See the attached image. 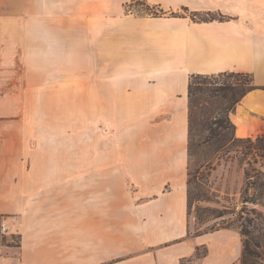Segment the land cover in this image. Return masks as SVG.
Returning <instances> with one entry per match:
<instances>
[{
    "label": "crops",
    "instance_id": "crops-1",
    "mask_svg": "<svg viewBox=\"0 0 264 264\" xmlns=\"http://www.w3.org/2000/svg\"><path fill=\"white\" fill-rule=\"evenodd\" d=\"M8 1L0 0V108L13 107L14 91L25 90V69L15 70V59L36 57L39 68L31 71L40 76L47 73V59L54 74L63 73L56 66L69 55L75 67L67 73L76 76L59 96L85 106L91 139L94 129L109 130L100 138L110 143L96 156L93 143L87 146L86 170H109L110 148L122 147L124 139H146L136 151L143 156L136 169L150 171L157 190L112 201L93 189L41 197L33 188L62 181L25 176L30 137L15 131L12 114L0 111V217L21 242L0 264H243L237 231H189V84L193 75L250 74L257 89L242 99L231 121L239 139L264 134V0H147L165 13L188 9L225 17L209 22L190 15H110L109 0H97L85 18L38 19L32 34L30 21L8 13ZM20 26L21 32L15 29ZM31 39L36 45L30 47ZM112 154L118 161L121 152ZM204 248L207 254L197 258Z\"/></svg>",
    "mask_w": 264,
    "mask_h": 264
},
{
    "label": "rangeland",
    "instance_id": "rangeland-1",
    "mask_svg": "<svg viewBox=\"0 0 264 264\" xmlns=\"http://www.w3.org/2000/svg\"><path fill=\"white\" fill-rule=\"evenodd\" d=\"M95 1L9 0L12 9L8 13L15 19L30 21L32 34L37 30L38 19L85 18L94 9L92 2ZM108 4L110 15L162 17L170 14L173 17H191L187 10L165 13L160 7L149 5L147 0H109ZM203 17L201 14L196 21ZM15 29L21 32L22 27ZM33 45L36 42L31 39L29 46ZM14 56L20 57L16 53ZM15 61L20 65L15 70L22 72L25 69V90L16 89L14 106L0 108V111L12 114L15 131L23 129L26 136L28 134L30 137L25 146V176L29 172L30 178L45 181L56 178L62 181L53 187L33 188L37 194L43 198L54 194L76 193L80 196L93 189L94 194H108L112 201L131 196H150L157 190L150 180V171L136 169L143 162V156L136 151H141L146 139H124L123 148L120 145L113 151L110 148L109 170H86L87 146L93 143L96 156L103 147H108L110 139L100 138L101 134H109L108 128L102 126L98 130L94 129L95 137L91 139L92 128L86 120L85 106L70 100V95H67L66 100L64 96H59V91L68 88L71 78L76 76L69 74L71 67H75V60L72 63L68 55L66 61L62 60V66H56V70H62L63 73L54 74L53 60L47 59L44 65L47 73L40 76L32 73V69L39 68L36 57L18 58ZM18 77L22 79V75ZM54 84L58 92L54 91ZM18 85L21 86L20 83ZM67 92L63 91L62 94ZM196 98L191 127L189 125V158L186 167L187 179L189 174H192L193 179L189 231L193 236L224 229L237 231L244 243L243 264H264V149L240 142L235 136V129L224 119L222 111L225 102L222 99L201 94ZM216 119L225 128L220 124L214 125L217 133L207 142L210 137L208 125ZM118 150L121 154L116 161L117 156L112 152ZM117 162L119 166H116ZM36 165L40 170H31ZM58 165H61V170H54ZM246 172L251 176L250 181L246 178ZM261 183L263 185L260 186ZM7 221L0 217V224L9 228V234L0 239V257L9 256V252L18 249L21 243L20 237L10 231ZM206 251V248L199 249L197 258L205 256ZM189 261L183 260L182 263L188 264Z\"/></svg>",
    "mask_w": 264,
    "mask_h": 264
},
{
    "label": "trees",
    "instance_id": "trees-1",
    "mask_svg": "<svg viewBox=\"0 0 264 264\" xmlns=\"http://www.w3.org/2000/svg\"><path fill=\"white\" fill-rule=\"evenodd\" d=\"M188 11V9H185ZM201 16L200 13H192L191 18L193 20L199 19ZM203 18H200V22H209V21H224L225 17L215 13H205L202 14ZM255 89L254 79L250 74L243 73H220L214 75H193L190 79L189 84V111L190 117L189 122H192V116L194 113V100L197 99L199 94L206 95L212 98H219L225 102V107L222 111L224 115V119L226 123L230 124L232 128L235 129L234 124L231 121L230 115L236 111L238 104L242 101V99L252 90ZM220 124L224 129V125L219 123L218 119L211 124L208 125V129L210 132V137L207 139V142L212 140V137L217 133L214 125ZM191 127V124H190ZM240 142H246L252 145L257 146L260 150L264 149V134L258 136L256 139L247 138L240 139ZM246 178L248 181L251 178L250 174L246 172ZM192 174H189L188 180V198H189V212L191 208V200L193 198L192 193ZM263 183L260 184V186ZM207 253V251H206Z\"/></svg>",
    "mask_w": 264,
    "mask_h": 264
},
{
    "label": "built area",
    "instance_id": "built-area-1",
    "mask_svg": "<svg viewBox=\"0 0 264 264\" xmlns=\"http://www.w3.org/2000/svg\"><path fill=\"white\" fill-rule=\"evenodd\" d=\"M9 234V228L5 224H0V239Z\"/></svg>",
    "mask_w": 264,
    "mask_h": 264
}]
</instances>
